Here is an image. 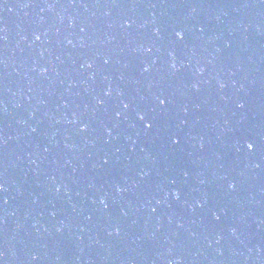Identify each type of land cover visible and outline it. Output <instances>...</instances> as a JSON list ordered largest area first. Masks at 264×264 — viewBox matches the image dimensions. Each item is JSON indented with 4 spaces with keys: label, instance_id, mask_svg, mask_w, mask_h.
Here are the masks:
<instances>
[{
    "label": "water",
    "instance_id": "1",
    "mask_svg": "<svg viewBox=\"0 0 264 264\" xmlns=\"http://www.w3.org/2000/svg\"><path fill=\"white\" fill-rule=\"evenodd\" d=\"M0 184V264H264V0H0Z\"/></svg>",
    "mask_w": 264,
    "mask_h": 264
},
{
    "label": "snow or ice",
    "instance_id": "2",
    "mask_svg": "<svg viewBox=\"0 0 264 264\" xmlns=\"http://www.w3.org/2000/svg\"><path fill=\"white\" fill-rule=\"evenodd\" d=\"M177 35L178 36H183V33L182 32H178L177 33ZM37 38H39V37H37ZM160 103L161 104H164L165 103V100H163V99H161L160 100ZM125 107H127V105H125ZM118 115H119V113H118ZM142 120H144L145 119V117L143 116V115H141V117H140ZM147 126L150 128L151 126H152V124L150 123V122H147ZM178 142V141H177ZM247 147L249 148V149H253L255 146H254V144L253 143H248V145H247ZM234 186V185H233ZM0 190H3V184H0ZM177 196H179V193H177ZM103 202V201H102ZM117 231H118V229H117Z\"/></svg>",
    "mask_w": 264,
    "mask_h": 264
}]
</instances>
